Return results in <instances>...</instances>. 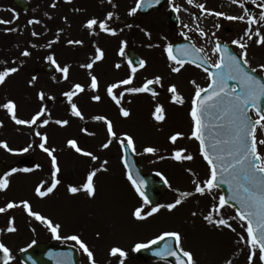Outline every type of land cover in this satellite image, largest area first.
<instances>
[{
    "label": "rangeland",
    "instance_id": "1",
    "mask_svg": "<svg viewBox=\"0 0 264 264\" xmlns=\"http://www.w3.org/2000/svg\"><path fill=\"white\" fill-rule=\"evenodd\" d=\"M28 1L30 11L25 14V18L35 21L34 13L38 7L41 15H38V23L28 22L29 24H25L21 29L19 28L20 11L16 13L17 9L11 0H0V20L9 21V23H0V35L2 30L5 31L4 27L8 26L10 28L7 33L15 36L18 47L25 46L32 51L28 59L20 58L23 59L21 64L24 69L26 68L25 71L17 70L10 74L8 76L10 78L7 77L3 83V89L16 87L18 92H22L19 95L18 114L23 120H31L37 112L44 109L35 124L22 125V139L18 144H28V148L32 145L36 152H43L39 145L42 136H47L50 143L46 142L45 146L50 150L54 149L53 154L60 169L56 176L60 183L54 191L46 196L47 198L38 197L39 210L52 216L69 232L81 236L87 244L90 243L96 264H120L118 256L110 255L113 247H119L127 253L124 264H168L164 261L144 263L143 260L134 258L133 249L137 243L148 244L162 233L172 231L181 234L182 247L193 254L196 264H228V262L248 264L246 223L234 219L236 212L228 205L221 208L219 214L213 211V207L219 204V196L222 195L220 189L215 188L211 193L206 192L204 195L195 192L194 181L203 186V181L208 179L210 170L200 154L199 142L190 138L192 121L189 113L196 86L206 87L207 73L189 63L180 67L175 61L168 59L165 51V48L175 40L189 36L195 38V32L200 29L204 34L199 37L201 40L196 36L195 41L201 45L200 48L207 58L215 64L217 61V53L213 52L216 47L215 42L224 39L234 40L233 38L240 41L239 37L245 34L240 27L234 31L233 23H228L225 18L228 15H243V11L239 8L243 0H238L235 4L232 0H214V8L218 12L225 13L221 19L215 18L214 27L212 22L207 23L205 20L202 21L203 24L199 23L200 25L194 28L192 16H188L184 26L177 31L164 25L167 30L165 31L157 22H155L157 27L153 26L154 19L143 18L138 21L136 14L129 15L130 9L136 6L137 0H68L67 5H65L67 0ZM199 4H202L201 0H196L195 5ZM65 7L72 9V15ZM75 8L80 10L77 15L73 14ZM261 11H264V8H261ZM109 12L113 14L111 18L108 17ZM160 15H155L154 18L159 19ZM258 15H256L258 23L250 33L252 39L250 40L246 35L241 41L247 45L246 49H241L232 41L231 44L240 55L246 52V56L242 58H246L247 64L264 76V67H261L264 66V44L254 42L259 39L255 35L257 30L264 35V21H260ZM93 18L98 23L92 29H88L85 27L86 22ZM101 21L106 23L108 29L115 34L101 30L99 27ZM131 21L133 24L130 23ZM130 24L132 28H129ZM189 27L190 29H187ZM51 31L53 33L56 31L55 39L58 35H62V40L56 39L63 41V48L61 47L60 51L54 46L49 48L36 41L41 39L47 42L46 37ZM34 32L37 35H33ZM66 34L70 36H65ZM51 38L53 39V36ZM75 41L81 43L77 44ZM68 45L73 48L79 45V48L71 50L67 48ZM97 48L103 52L100 60L95 59ZM122 48L123 52H121ZM130 48L145 61L142 67L135 68L134 73L133 67L125 59L126 51ZM11 49L16 50V42L11 45ZM50 56L52 60L48 59ZM42 61L53 63L56 73L45 80L44 90L38 92L37 85L32 83L28 76V70L41 65ZM89 63L93 65L92 68L84 67ZM0 65L8 67L4 61H1V57ZM65 67L68 69L67 73L63 71ZM173 67H180V71L173 72ZM34 76V81H38L40 77ZM92 76L98 81L96 89L91 87ZM129 77H131L130 84H119ZM157 77L160 78L159 81L156 80ZM50 79L51 87L50 82L47 84ZM147 81L157 84L162 89V94L151 95L147 92L127 91L131 87H143ZM76 84H80L83 91L75 89ZM112 84H119L118 88L113 89V95L120 99L119 105L108 95L107 89ZM48 85L49 90H47ZM172 85H175L178 94L183 98V104L173 102V93L169 91ZM68 92L74 93L71 99L65 95ZM24 95H28L30 102L35 99L36 104L29 102L27 105ZM95 95L100 96L101 99L93 100L92 97ZM73 103L81 112V117L72 115ZM157 105L164 109L165 118L162 121H157L153 116ZM121 107L129 111L128 117L120 114ZM250 114L252 118H258L254 111H250ZM97 116L106 119H94ZM44 120H48L49 123L45 125ZM57 120H67L68 123L58 125L55 123ZM106 121H110L113 125V131L116 133L114 138L108 135ZM31 127L34 131L30 134ZM37 132L41 135H37ZM175 133L183 135L173 144L169 137ZM258 133V139L264 138V130L258 129ZM124 134L133 137L135 150L132 151L142 170L159 173L164 181H167L168 190L157 206L159 211L144 220L135 219L133 212L137 207H142L147 213L152 207L143 203L142 198L127 179L120 143L124 139ZM68 140H75L79 148L91 152L97 159L93 160L76 152L68 145ZM109 140L112 141L109 147L103 148L102 145ZM147 147H153L156 151L145 153L144 149ZM179 149L185 150L183 155H191L193 158L173 159L174 152ZM258 149L264 154V146H258ZM39 162L45 163L47 168L50 163L48 155H41ZM49 170L50 173L53 172L52 165H49ZM94 170L97 173L93 178L96 188L94 197H88L83 191L75 195L68 192L69 185L81 187L86 182L88 173ZM36 178L42 182L45 178L44 171H38ZM40 182L38 183L41 185ZM52 182L53 179L51 184ZM26 190L29 191V188ZM185 192L192 195L182 197L181 193ZM177 198H180L182 203L172 211L166 207H159L174 203ZM210 212L214 220L227 219L232 228L209 224L204 220V216ZM242 236L244 240L240 239ZM82 259V264H90L86 253ZM254 264H262L258 250Z\"/></svg>",
    "mask_w": 264,
    "mask_h": 264
},
{
    "label": "snow or ice",
    "instance_id": "2",
    "mask_svg": "<svg viewBox=\"0 0 264 264\" xmlns=\"http://www.w3.org/2000/svg\"><path fill=\"white\" fill-rule=\"evenodd\" d=\"M144 0H137L136 6L131 8L129 15H133L137 10L142 6ZM152 2L158 3L159 0H147L149 6ZM238 0H232V3H237ZM255 2V0H253ZM188 3H193V0H188ZM202 12L208 11L205 9L204 4L197 5ZM241 7L243 5L241 4ZM260 8H264V3L258 5ZM209 15H215L217 17L225 16L223 12H211L208 11ZM112 13H108V17H112ZM245 16H248L247 10H245V15L240 16H225L226 19L230 21H244ZM259 20L264 21V11L259 13ZM38 23L39 21H29V23ZM0 23H9V21L0 20ZM98 22L95 18L89 19L86 22L85 27L92 29L94 25ZM247 23L249 28L246 29L245 35L251 40L252 36L250 35L252 29L251 25L257 23L256 19L251 16H248ZM99 27L104 31H111V34H115L114 31L108 29L106 23L103 21L99 22ZM200 34L203 35V31L200 30ZM33 35H37L35 32ZM255 35L259 39L254 42L257 44H264V35H261L260 31L257 30ZM187 38V37H186ZM69 43H73L69 41ZM79 44L81 41H75ZM232 43L238 44L241 49H246L247 45L238 40H233ZM165 51L167 52L168 59L170 61H175L180 67H183L185 60L177 59L173 54L172 45L169 44ZM178 51L183 52L185 55L197 54L203 52L201 48L193 47L192 53H188L186 49H178ZM97 55L96 60H100L103 57V52L99 48L96 49ZM123 52V48L121 49ZM214 53H219V59L212 65L216 69L215 72H209L208 68H204V71L208 74V79L210 83L207 85V88H201L196 86L194 96L191 100V110L190 118L192 121V129L190 138L199 142L200 154L203 159L207 162L210 170L208 179L203 181V186L200 183H195V192L201 195H204L206 192L211 193L215 188L218 187V177L219 183H224L229 186V189L232 191L231 199L236 200L240 207L236 210V215L234 219H238L241 222L246 223L245 231L247 233V245L249 247V255L247 257L248 264H254V259L257 255V250L259 252V260L264 264V154H262L258 146H264V138L258 139V129L264 130V110L260 108V99L264 96V83L259 81L255 76L251 75L249 72L245 71L241 67L240 61L237 57L231 54L225 46L221 49L219 43L213 49ZM22 55L27 56L29 52L24 51ZM246 52L241 53V57H245ZM49 60H52V57H48ZM145 61L141 60L140 65L143 66ZM244 64H247L248 61L245 58L243 60ZM92 64L89 63L84 65V67L92 68ZM119 67V65H117ZM180 67H173V72H179ZM264 67V66H261ZM17 69L15 67L5 68L3 71H0V84L5 82V79L12 73H15ZM67 73L68 69L65 67L63 69ZM133 73L136 71L135 68H132ZM157 81L160 80L159 77L156 78ZM229 80L239 82V90L237 91V86L234 84L231 87L228 84ZM91 87L96 89L98 87V81L95 76L91 77ZM131 83V77L119 82V84L128 85ZM153 81H147L143 87H131L128 88V92L132 93H142L149 90V85ZM193 83H195L193 81ZM119 84H112L108 87V95L115 101L117 105L120 104V99L116 95H113V89L118 88ZM74 88L80 91H83V87L80 84L74 85ZM169 91L173 93L172 100L174 103L183 104V98L178 94L175 85L170 86ZM202 93L204 95H202ZM69 99L74 95L73 92L65 93ZM155 95V93H153ZM41 99H43V94L41 93ZM93 100L99 101L100 96L95 95L92 97ZM0 107L6 109L11 115L12 120L18 125H33L41 117L44 112L42 108L40 112H37L31 120L18 119L16 116V105L12 100H8L6 103L0 105ZM250 111H255L257 119L253 120L249 115ZM72 115L81 117V112L78 110L77 106L73 103L71 105ZM164 109L162 106L157 105L153 113L154 118L157 121H162L165 117L163 115ZM120 114L124 117L130 115L129 111L125 108H120ZM94 119L96 120H105L103 116H97ZM215 120L218 122L219 128L222 131H217L215 135H211V129L217 127L210 123V120ZM43 123L46 125L49 123L48 120H44ZM58 125H66L67 120H57L55 121ZM107 123V132L109 137H115L116 133L113 131V125L110 121ZM37 135H41L39 132ZM182 133H175L169 137L173 144L176 143L178 137L182 136ZM223 138H220V137ZM47 142V136H42L41 143L39 145L40 149L47 153L51 157L52 165V175L53 182L51 186L47 187L46 190H41V186H37L35 189L36 195L39 197H45L51 194L56 186L60 183L56 179L57 173L60 171L57 163L56 157L53 155L54 149L50 150L45 146ZM112 141L109 140L107 143L102 145L103 148H108L109 144ZM68 145L71 148H74L76 152L81 153L85 156L91 157L93 160H96L97 157L91 152L83 151L77 146L75 140H68ZM122 147H126L132 150H135L134 139L132 136L124 134V139L120 141ZM4 147H7L6 144H3ZM11 151V149H9ZM23 152H27L28 148H24ZM145 153H154L156 151L153 147H147L144 149ZM184 149L176 150L173 154V159L176 160H191L193 157L191 155H183ZM105 164L107 161L104 162ZM36 167H40L37 165ZM127 167V165H125ZM106 170V169H104ZM13 172L17 169H12ZM22 171L28 172L31 171L29 168L22 169ZM96 171H90L87 175V180L81 187H76L69 185L68 192L75 195L81 191L85 192L88 197H94L96 193V188L93 178L96 176ZM157 175H160L157 173ZM127 179L131 182L132 187L135 189L136 193L142 198L144 204H148L149 201L145 196L144 191L142 190L143 185L145 184L144 180H136L133 178L132 174L127 173ZM165 183L167 181L165 180ZM7 179H0V190H3L7 187ZM192 193L185 192L181 193L182 197H188ZM182 203L180 198H177L174 203L167 205H161L160 208L166 207L169 211L175 209L178 205ZM20 204L23 206V209L31 217H35L36 220L44 224L52 233L53 238L57 240H71L75 241L79 245L80 249L87 254L90 264H96L94 260L93 252L89 247L80 239L78 235H71L67 237H61L59 234L60 225L53 224V222L41 215L39 212L32 210L29 201H21ZM228 204V200L223 196H219V204L213 207V211L219 214V210L225 207ZM20 205L13 202H9L6 207H0V213L6 212L8 209L19 207ZM159 211L158 207H153L151 211L145 213L142 207H137L133 212V216L137 220H144L147 216ZM196 215V213H193ZM204 220L209 224L216 227H227L232 228V225L228 222L227 219L219 218L213 219V215L210 212L208 215L204 216ZM8 231L13 232L16 229L12 226L13 221L9 220ZM235 231V229H232ZM168 239V242L163 245V249L157 251L155 254L168 255V256H177V252L173 250V239L175 242V248L182 253L183 257H186L187 260L182 261L179 256H177V264H196V261L193 257V254L190 251L184 250L182 247V236L179 232H164L160 236H157L155 239L148 242V244L137 243L134 246V251H140L141 249L147 248L151 244H157L159 241ZM244 240L242 236L240 238ZM35 243V242H33ZM0 252L3 253V264H9L11 260V255L9 249L2 243H0ZM110 255L118 256L120 258V264H124V258L127 256V253L119 248L113 247L110 250ZM58 264H64L63 261H58ZM231 264V262H228Z\"/></svg>",
    "mask_w": 264,
    "mask_h": 264
},
{
    "label": "flooded vegetation",
    "instance_id": "3",
    "mask_svg": "<svg viewBox=\"0 0 264 264\" xmlns=\"http://www.w3.org/2000/svg\"><path fill=\"white\" fill-rule=\"evenodd\" d=\"M195 2L196 0H193V3L190 4L188 3V0H168L162 4L161 8L143 15L142 18L154 19V21L152 22L154 26L157 25L155 23L157 22L162 27H165L167 26L166 24L169 10L174 9V14L176 15V19L178 20V26L176 28H173L174 30L182 28L186 21V17L188 16H192V23L194 28L199 23L203 24L202 21L205 20H207V23L212 22L214 27L215 15L208 14V11H211L213 13L216 11V9L214 8V0H201V3L205 5V9L208 10L205 12H202L200 8L195 5ZM244 7L246 8V6ZM258 10L259 8L253 7V13L251 17L258 15ZM155 15H160V18L155 19ZM217 19L221 18L218 17ZM247 19L248 16L245 17L244 21H238L239 24H236L230 20L228 21V23H233L232 29L234 31H237L239 27L246 28V25L248 24ZM187 29H190V27ZM230 30H228V32H230ZM239 39L243 40L245 39V37L240 36ZM228 41L230 40L227 39V42ZM16 59V69L18 70V55L16 56ZM0 71H3V67L1 66ZM3 85L4 84H0V105L6 103L8 100H12L16 105V116L18 119H21V116L18 115V89L16 87L15 89H12L11 87L3 89ZM21 139V125L16 124L12 120L11 115L8 113V111L0 107V163L9 165L7 169H0V179H7L8 181L7 187L3 190H0V207H6L9 202L20 205L19 207L8 209L6 212L0 213V243L4 244L10 251V255L12 258L9 261V264H26L24 262V259L22 258L23 252L27 251L34 244L38 243L73 246L78 249V255L80 258L81 249L75 241L57 240L53 238L51 231L40 221L36 220L35 217L29 216L23 209V206L20 204L21 201H29L33 211L39 212L41 215L50 219L53 224H59L61 226L59 229V234L61 235V237L78 235L76 233L69 232V230L65 229L62 224L56 222L52 218V216H49L39 210V196H37L35 192V189L37 188V186H39V181L36 178V175L38 171H44V174L47 175L49 172L50 163H48L46 168L45 163L39 162L41 155H44V153L31 150L23 152L22 150L24 149V146L20 143L18 144ZM3 144H6L7 147H4ZM9 149H11V151ZM26 158H33L35 160V165H40V167L37 168L35 167V165L32 167L25 166L24 160ZM48 159L49 161L51 160V157L49 155ZM0 167L2 166L0 165ZM25 168H29L31 169V171H22V169ZM12 169H17V171L13 172ZM36 169H38V171ZM26 188H29V191H27ZM41 190L43 191L45 189L41 188ZM44 198L47 197H42L41 199ZM9 220L13 221L12 226L16 229L13 232L8 231ZM79 237L84 242L82 237ZM84 243L86 244V242ZM3 258V253L0 252V264H3Z\"/></svg>",
    "mask_w": 264,
    "mask_h": 264
},
{
    "label": "water",
    "instance_id": "4",
    "mask_svg": "<svg viewBox=\"0 0 264 264\" xmlns=\"http://www.w3.org/2000/svg\"><path fill=\"white\" fill-rule=\"evenodd\" d=\"M160 1V0H159ZM14 3L20 7L23 11L27 10L28 5L27 2L25 0H14ZM158 4V3H157ZM156 3L154 4L153 2L151 3V6L148 5L147 0H144V2H142V6L138 9L140 12H146V10H148L149 8H156ZM186 49L188 53H192V49L191 46L188 43H179V44H173L172 45V51L173 54L177 57V59H183V60H189L191 62L194 63H198V64H202L205 65L204 59L201 58L200 54H189V55H185L183 52L178 51V49ZM223 49V47H222ZM228 50L231 52L232 51L228 48ZM128 59L129 62L134 65V66H140V59L137 56V54H135L133 51H129L128 52ZM240 61V60H239ZM241 67L244 68L245 71L249 72L251 75L255 76L259 81H261L262 83H264V78H260V76L254 74L253 72L249 71L240 61ZM44 71L48 72V73H53L54 72V68L51 65H46L43 68ZM211 71L210 72H215ZM229 86L231 87L232 85H236L237 86V91L239 90V82L238 81H233V80H229L228 81ZM149 91L153 92V93H159L160 89L155 85V84H150L149 86ZM202 95H204L202 93ZM260 108L261 110L264 109V96L261 97L260 99ZM210 123L213 125H216L217 127H214L211 129V135H215L216 132L222 131V129L219 128L218 122L213 120H210ZM220 138H223L222 136ZM124 162L127 165V169H128V173L130 172L133 176L134 179L136 180H144L145 184L143 185L142 190L145 193V196L147 197L149 203L152 206H156L159 202V199L161 197V195L164 193V191L166 190V185L165 182L161 179V177L157 174H145L141 171L139 164L136 161V158L134 157V155L132 154L131 150L129 148L124 147ZM32 162H29L28 164H31ZM50 180V176H47L46 178V184H48ZM218 187L222 190L223 192V196L228 200V204L232 207H234L235 210H237L240 205L236 200L231 199L232 196V191L229 189V186L227 184L224 183H219V177H218ZM168 242V239L166 238L163 241H159L157 244H152L151 246L141 249L140 251L136 252V257L139 258H144V259H150V260H166L168 262H170L171 264H177V256L180 257V259L182 261L186 262L185 257L182 256V253H180L176 248H175V242L174 239L172 241L173 243V250H175L177 252V256H168V255H156L155 253L157 251H160L163 249V245L165 243ZM44 251H47L48 254L50 253L53 262H57L60 261V258L64 257L67 255V252L64 250L63 247H49L48 245H36L35 247H33L32 252L33 254H41ZM74 262L75 264H78L77 259H76V253L74 255ZM47 264H51V262H48Z\"/></svg>",
    "mask_w": 264,
    "mask_h": 264
}]
</instances>
